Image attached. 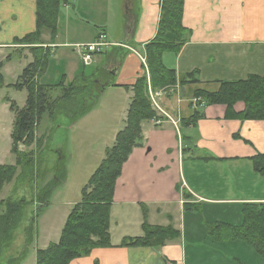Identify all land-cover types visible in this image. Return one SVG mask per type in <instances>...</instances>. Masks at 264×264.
<instances>
[{
  "label": "crops",
  "instance_id": "obj_1",
  "mask_svg": "<svg viewBox=\"0 0 264 264\" xmlns=\"http://www.w3.org/2000/svg\"><path fill=\"white\" fill-rule=\"evenodd\" d=\"M99 1L74 0L73 5L61 7L56 38L51 40L47 31L42 33L43 47L50 56L36 81L41 85L64 81L68 85L81 73L87 74L76 45L93 42L103 32L111 46L103 55H95L91 65L97 67L91 73L116 68L117 79L111 80L114 86L106 85L100 96H115L106 110L111 117L112 111H117V126L111 128L113 140L125 126L133 96L132 90L124 87L132 86L144 73V45L156 33L161 0H135V4H130L132 15L119 19L117 33H109L110 19H103L104 4ZM80 14L92 17L97 30ZM35 17L36 0H0L3 55L16 47L17 39L35 31ZM112 20L116 21V17ZM127 20L128 25H135L131 34L125 28ZM182 24L188 30L187 41L177 55L165 54L164 64L177 75L196 71L199 81L161 93L159 105L163 114L157 118L161 123L152 120L142 124V146L133 150L115 183L110 212L111 245L96 248L70 264H165L167 260L184 264L250 263L248 247L238 242H212L206 223L234 224L228 220L234 217V225H238L243 204L264 202V175L257 173L252 164L254 156L264 155V120L226 118L224 105L197 106L193 101L196 89L215 91L222 80L264 76V0H184ZM26 52L24 59L29 64L31 56ZM117 54L125 60L114 62ZM219 59L226 63L221 70L212 72L210 65L201 69L202 63L213 64ZM244 108L239 102L234 111L242 112ZM193 110L201 117L195 126H183L182 121ZM153 135L167 140L162 160L150 157L153 148L147 146ZM107 147L100 150L102 155ZM201 164L215 170L202 171ZM184 204L189 208L184 209ZM204 213L207 216L203 223ZM144 222L173 228L181 235L159 249L121 246L123 239L143 235ZM50 243L53 242H47L45 248Z\"/></svg>",
  "mask_w": 264,
  "mask_h": 264
},
{
  "label": "trees",
  "instance_id": "obj_2",
  "mask_svg": "<svg viewBox=\"0 0 264 264\" xmlns=\"http://www.w3.org/2000/svg\"><path fill=\"white\" fill-rule=\"evenodd\" d=\"M73 1L36 0L35 31L15 41L18 44H28L33 60L23 69L19 81L14 84L19 90L25 89L27 97L23 107L17 106L15 102L10 104V110L15 114L11 132V153L15 164L0 165V191L5 184L14 181L15 190L19 185H24L34 195L30 200L13 199L11 196L0 199V264H20L24 259L28 246L36 235L35 213L28 218L24 227V242L18 254L7 257L4 253L13 248L17 230L23 225L30 204L37 200L39 207L46 205L48 196L59 183V174L62 178L64 176V156L58 152L56 160L48 167L52 178L39 187L38 182L43 181L44 175L48 174H42L41 170L42 164L46 162L42 152L46 146L42 150L43 140H37L34 135L43 116L46 115L52 123L53 131L61 117L73 124L94 108L106 85L114 86L112 75L104 69L89 75L81 73L68 85L64 81L55 85H41L36 81L50 56L49 51L43 47L42 33L47 31L51 40L56 38L61 7L73 5ZM134 2L136 3L135 0ZM183 6L184 0L160 1L156 33L144 45V73L132 86L124 87L133 92L125 126L116 134L112 146L105 149L104 158L82 187L81 198L69 213L60 239L56 243H50L45 249H38L35 264H70L75 259L89 255L96 248L111 245L110 212L115 183L133 150L142 146V124L158 118L151 103L150 90L172 89L177 84L183 87L187 83L199 81L196 71L177 75L174 69L166 67L163 60L165 54L177 55L187 41L188 30L182 24ZM133 26L128 25L127 20L125 28L128 34L133 33ZM99 76L104 78V82L99 81ZM92 93L94 95L91 98ZM194 98L201 99L202 104L207 106L224 105L226 118L264 120V76L250 75L245 79L220 81L215 91L196 89ZM239 102L245 108L237 113L234 106ZM200 105L201 102L197 104ZM200 117L201 114L193 110L192 115L184 119L182 124L195 126ZM21 144L26 148L36 144L41 151L39 154L33 149L21 151ZM252 164L257 173L264 175V155L254 156ZM184 196L188 198L186 194ZM188 208L184 204V209ZM241 214L242 220L238 225L221 221L209 222L206 225L207 234L214 243L238 242L248 246L260 259L258 264H264V202L243 204ZM142 228V236L125 238L121 246L159 249L166 241L177 240L181 235L173 228L150 226L146 222Z\"/></svg>",
  "mask_w": 264,
  "mask_h": 264
},
{
  "label": "rangeland",
  "instance_id": "obj_3",
  "mask_svg": "<svg viewBox=\"0 0 264 264\" xmlns=\"http://www.w3.org/2000/svg\"><path fill=\"white\" fill-rule=\"evenodd\" d=\"M99 2L104 4L103 10H101V13L104 15L103 19L107 22L108 19H110V22H108L109 27H107L109 33L110 31L117 33L119 31V19L124 18L126 14L132 15L134 12L130 7V4H135L134 0H129L128 4L126 0H100ZM78 17H82L85 22L86 20L89 21L90 27H93L95 30H97V27L94 25L95 20L92 17H83L82 15L81 17L78 15ZM113 17H116V21L112 20ZM15 46V48H10L9 51L5 52L4 55V51L0 52V165L15 164L14 155L11 153V132L15 114L10 110V104L11 102H15L17 106L23 107L27 97L26 90H19L14 87V84L19 81V77L22 74L23 69L27 66V61H25L24 58L25 52L29 50V47L28 44L18 43H15ZM1 50L3 49H0V51ZM29 55L31 56L32 61V53L30 52ZM117 55L113 57L115 58L114 62H122L125 60L124 56L121 54ZM7 56L9 59H7ZM209 65L211 66V71L216 72L224 68L226 63L220 59L213 64H208L205 62L204 65L202 63L201 69L206 70ZM96 67L97 65L94 63L92 65L90 64L86 66L87 75L91 74V72H94ZM112 77L113 80L116 81L117 75L113 74ZM101 80L104 82V78L99 76V81ZM201 80L204 82L202 77ZM211 86H213V84H211ZM209 88L210 87H208V89ZM160 90L161 92L165 93L168 89ZM93 95L94 93H92L90 97L92 98ZM114 97V95L110 97L109 94L106 98H99L100 100L98 99L99 101H97L98 103L91 110V114H89V112L87 115L73 124H70V122L68 123L66 119L61 117L59 119L58 126L54 131L53 125L47 116H43L41 122L35 130L34 135L37 140H43L42 150H44L46 146L45 150L42 151L44 156L43 159H46V162L42 164L41 170H43L42 174L44 172L48 174L44 175L43 181L38 182L39 187L42 186L44 182H48L52 178L53 175L48 171V167L54 163L57 156L59 155L58 152L62 153L64 156V176L62 178L59 174V183L48 196L46 205L39 207L37 200L30 204V207L26 211V216L24 219L25 221L23 225L17 230L15 244L10 251L4 253V256L6 255L8 257L18 254L20 247L24 242V227L27 225L28 218L33 215V213L36 214V235L33 241L29 244L27 253L20 264H35L36 249L45 248L47 242H58L69 213L71 212L73 206L81 198V191H79L81 190L80 188L84 186L90 175L98 167L99 163L101 162H99V159L104 158V155H102L103 153L100 150H103L105 146H112L114 142V139L112 140L113 135L111 134V128L117 126V111H112L116 114L114 115L113 113L112 117L110 116V113L106 112L108 108L107 106L113 102ZM200 102L202 104L201 99L196 102V105ZM115 104L116 106L118 105L117 102H115ZM155 112L159 118L161 114L156 110ZM175 137L176 134L172 136V139H175ZM166 143L167 140L162 138V136L153 135L150 137L147 147L153 148V151L151 152L152 154L150 156L151 159L154 156H158L159 160L163 159L164 156L162 153L166 147ZM32 149L38 154L41 151V148L38 149L36 144H32L27 148L22 144L19 145V150L21 151H30ZM167 160L170 162V158ZM184 165L187 166L188 163ZM200 166L202 171L215 170V167L213 166L208 165L209 167H207L203 164ZM46 169L47 171H45ZM174 169L176 170V167ZM184 171L187 175V167H185ZM33 193L32 191H29L24 185H19L15 190L14 181H12L11 183L5 184L3 186L0 191V199L11 196L13 199L27 198L30 200L34 195ZM199 211H201V209ZM202 213L203 212L199 213L201 218L203 216ZM206 216L207 214L204 215L202 220L203 223L206 220ZM228 220L234 224L237 222L234 217H228ZM244 246L248 247L246 245ZM248 249L249 255L247 258L250 262L249 264H258L260 259L256 256L251 248L248 247Z\"/></svg>",
  "mask_w": 264,
  "mask_h": 264
},
{
  "label": "built area",
  "instance_id": "obj_4",
  "mask_svg": "<svg viewBox=\"0 0 264 264\" xmlns=\"http://www.w3.org/2000/svg\"><path fill=\"white\" fill-rule=\"evenodd\" d=\"M110 46L111 43L108 42L106 35L103 32H100L97 38L95 39V41L86 44L76 45V50L78 51V54L83 64L88 66L93 62L95 55L102 54ZM141 59L145 63V58L142 57ZM161 93H162L161 91L154 92L150 90V99L155 110L158 111L160 114H163V111L159 105V98L161 96ZM198 100L200 99H194L193 101L194 104H196ZM155 123L160 124L161 120L157 119ZM165 264H184V263L167 260Z\"/></svg>",
  "mask_w": 264,
  "mask_h": 264
},
{
  "label": "water",
  "instance_id": "obj_5",
  "mask_svg": "<svg viewBox=\"0 0 264 264\" xmlns=\"http://www.w3.org/2000/svg\"><path fill=\"white\" fill-rule=\"evenodd\" d=\"M116 73V68H113V70L110 71V74H115Z\"/></svg>",
  "mask_w": 264,
  "mask_h": 264
}]
</instances>
